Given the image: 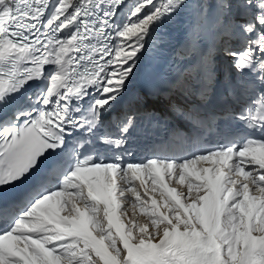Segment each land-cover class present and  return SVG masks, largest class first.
I'll return each mask as SVG.
<instances>
[{
  "label": "snow or ice",
  "instance_id": "6c2138e0",
  "mask_svg": "<svg viewBox=\"0 0 264 264\" xmlns=\"http://www.w3.org/2000/svg\"><path fill=\"white\" fill-rule=\"evenodd\" d=\"M184 15L191 66L148 94L193 150L128 160L110 114ZM0 264H264V0H0Z\"/></svg>",
  "mask_w": 264,
  "mask_h": 264
},
{
  "label": "bare ground",
  "instance_id": "6f19581e",
  "mask_svg": "<svg viewBox=\"0 0 264 264\" xmlns=\"http://www.w3.org/2000/svg\"><path fill=\"white\" fill-rule=\"evenodd\" d=\"M138 75H139V73H137V76ZM155 197H157V195ZM139 212H140L139 210L135 209V211H133L132 213H128V216L136 218V216L139 214ZM139 220L142 221L143 224L149 223L148 216L141 217Z\"/></svg>",
  "mask_w": 264,
  "mask_h": 264
}]
</instances>
